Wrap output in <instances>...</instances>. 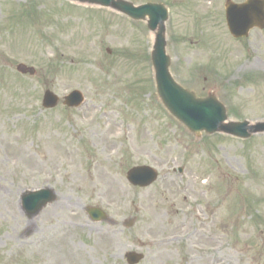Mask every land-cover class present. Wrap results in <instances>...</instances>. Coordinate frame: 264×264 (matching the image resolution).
Here are the masks:
<instances>
[{"label":"rangeland","instance_id":"1","mask_svg":"<svg viewBox=\"0 0 264 264\" xmlns=\"http://www.w3.org/2000/svg\"><path fill=\"white\" fill-rule=\"evenodd\" d=\"M164 1L177 82L219 98L232 122L264 123V42L231 36L227 0ZM154 42L147 22L99 6L0 0V264H127L130 252L140 264H264V133H191L157 95ZM47 90L86 101L44 110ZM137 166L159 180L132 186ZM43 188L55 202L28 216L22 196Z\"/></svg>","mask_w":264,"mask_h":264},{"label":"water","instance_id":"2","mask_svg":"<svg viewBox=\"0 0 264 264\" xmlns=\"http://www.w3.org/2000/svg\"><path fill=\"white\" fill-rule=\"evenodd\" d=\"M80 3L97 4L103 7H113L136 21L148 20L150 31L155 33V44L152 51V63L158 95L166 109L192 133L200 136L202 132L208 134L224 133L241 139H248L252 135L264 133V123L250 124L249 122H228L225 106L210 96L198 99L194 93L184 89L173 78L170 66L171 59L167 55L166 22L169 18L168 10L162 5L148 4L134 7L133 4L116 0H69ZM264 20V5L261 0H248L242 6H227V21L232 34L241 37L247 34L255 23ZM18 71L22 74L35 75L33 68L20 65ZM84 101L78 91L66 97L65 104L69 107H79ZM59 98L47 91L43 105L46 109L55 108ZM127 178L134 186L142 188L151 186L158 179V173L151 167H136L129 171ZM55 193L52 190L29 192L23 196L26 213L34 216L40 213L48 204L54 202ZM89 215L94 221L106 218L104 212L97 208H90ZM130 264H138L144 256L136 253L127 255Z\"/></svg>","mask_w":264,"mask_h":264},{"label":"flooded vegetation","instance_id":"3","mask_svg":"<svg viewBox=\"0 0 264 264\" xmlns=\"http://www.w3.org/2000/svg\"><path fill=\"white\" fill-rule=\"evenodd\" d=\"M161 1L168 5V2H165L164 0ZM245 1L246 0H237L235 3L242 4ZM236 40L240 44H247V46L249 47L256 46L257 48H261L262 43L264 42V28L263 29L256 28L250 32V35L247 38H240Z\"/></svg>","mask_w":264,"mask_h":264},{"label":"bare ground","instance_id":"4","mask_svg":"<svg viewBox=\"0 0 264 264\" xmlns=\"http://www.w3.org/2000/svg\"><path fill=\"white\" fill-rule=\"evenodd\" d=\"M189 193V194H196V195H198V193L199 192H197V191H194L193 189H191L190 187H187L186 189H185V193ZM204 228H206V226L204 225V223H200V230L198 229V232L199 233H202V231L204 230ZM215 242H216V240H215ZM196 258L195 257H192L191 259H190V261H189V263L188 264H195V262H196ZM223 260L221 259V257H214L213 259H211V260H209L207 263L208 264H223Z\"/></svg>","mask_w":264,"mask_h":264}]
</instances>
